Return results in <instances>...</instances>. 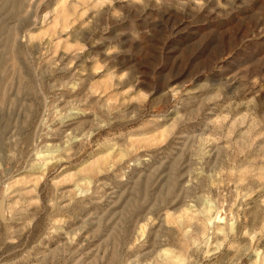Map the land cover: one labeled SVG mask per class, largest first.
I'll return each mask as SVG.
<instances>
[{
    "label": "rangeland",
    "instance_id": "rangeland-1",
    "mask_svg": "<svg viewBox=\"0 0 264 264\" xmlns=\"http://www.w3.org/2000/svg\"><path fill=\"white\" fill-rule=\"evenodd\" d=\"M0 264H264V0H0Z\"/></svg>",
    "mask_w": 264,
    "mask_h": 264
}]
</instances>
